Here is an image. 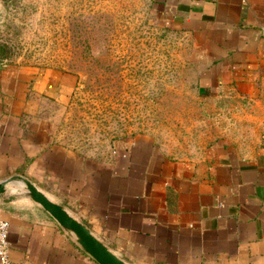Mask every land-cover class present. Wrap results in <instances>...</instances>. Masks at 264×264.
Returning <instances> with one entry per match:
<instances>
[{
	"label": "crops",
	"instance_id": "crops-1",
	"mask_svg": "<svg viewBox=\"0 0 264 264\" xmlns=\"http://www.w3.org/2000/svg\"><path fill=\"white\" fill-rule=\"evenodd\" d=\"M150 2L192 43L199 91L240 102L250 132L185 157L136 134L100 163L28 120L31 87L50 92L62 76L2 65L0 180L28 178L129 264H264V0ZM6 189L11 264H98L25 191Z\"/></svg>",
	"mask_w": 264,
	"mask_h": 264
},
{
	"label": "rangeland",
	"instance_id": "rangeland-1",
	"mask_svg": "<svg viewBox=\"0 0 264 264\" xmlns=\"http://www.w3.org/2000/svg\"><path fill=\"white\" fill-rule=\"evenodd\" d=\"M193 57L150 0H0V66L62 76L50 92L31 87L29 122L100 163L136 134L185 157L225 132H250L240 102L199 91Z\"/></svg>",
	"mask_w": 264,
	"mask_h": 264
},
{
	"label": "water",
	"instance_id": "water-1",
	"mask_svg": "<svg viewBox=\"0 0 264 264\" xmlns=\"http://www.w3.org/2000/svg\"><path fill=\"white\" fill-rule=\"evenodd\" d=\"M15 182H19L30 198L41 206L61 228L72 234L79 246L98 264H129L112 252L62 205L52 201L23 175L15 174L0 180V198L5 194L7 186ZM12 199H14V196L10 195L6 201H11Z\"/></svg>",
	"mask_w": 264,
	"mask_h": 264
},
{
	"label": "built area",
	"instance_id": "built-area-1",
	"mask_svg": "<svg viewBox=\"0 0 264 264\" xmlns=\"http://www.w3.org/2000/svg\"><path fill=\"white\" fill-rule=\"evenodd\" d=\"M9 224L0 218V264H11L9 258L10 243L8 239Z\"/></svg>",
	"mask_w": 264,
	"mask_h": 264
}]
</instances>
